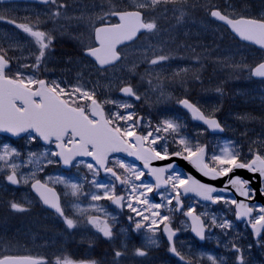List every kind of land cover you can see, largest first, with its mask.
<instances>
[{"label":"rangeland","instance_id":"rangeland-1","mask_svg":"<svg viewBox=\"0 0 264 264\" xmlns=\"http://www.w3.org/2000/svg\"><path fill=\"white\" fill-rule=\"evenodd\" d=\"M173 1H182L191 6L200 4L205 12L208 10V7L213 4L211 0H166L168 3H172ZM162 2H164V0H72L71 6L66 12L64 11L63 14L60 12L55 14L51 10H39L36 9L37 6H28V8H26L24 4L0 5V18H3V20H0V47L17 59L19 62L18 71H20L21 68H25V65L29 63V58L36 59L39 57V53H33L34 50L28 45L31 44L36 48L42 45L40 41L41 34H36L37 31H30L32 23L29 26L27 21L29 18L34 23H39L40 25L47 23L50 27L45 25V30L41 29L47 33V30L55 31L57 29V26H52L54 25L53 20L57 15H61L63 18H76L74 21L69 20V23L62 25L61 29L72 33L89 34L90 32L91 35L93 22L98 18L105 17L108 10L115 8L118 3H122L125 6L145 7L150 9L151 12H153L155 8L158 9L157 16L159 18L163 20L176 19V21L172 23L171 27L165 28V26H163L158 31L154 32L152 36L147 37L146 40H141L128 47V60L109 69L107 72L99 71L92 62L83 63L82 65L85 69L83 68L84 70H80V63L78 65L75 62H71V60H62L56 56L53 57V60H55L56 65H60L61 62H64L61 66H57L58 72H66V76H71L73 78L76 85L81 88L83 98H88L95 92L99 93L107 107L109 117L115 119L125 131L129 132V130L134 127V114L137 110L140 112V109H143L145 111L143 112L145 114L144 127L147 131L148 140L152 144H160V140H162V145L166 149L167 145L164 142L172 140V145L180 147L179 150L185 148V151H191L195 148L199 135L203 132L202 128L196 126L190 117L185 115L186 126L184 135L182 125L183 117L182 112L177 106V99L174 97V93L171 89L169 90L163 85L162 80H169L178 76L180 78L188 77V79H192L193 75L195 76L201 72L204 65L203 61L196 59L197 57H203L209 60L220 59L222 56L221 53H218L220 48L217 41L222 37V30L217 24H213L212 21L207 19L205 14L203 17H196L193 15V12H189L187 8L179 5L176 8H159V6L163 5ZM246 2L252 4L254 11H261L264 13V0H247ZM224 3L225 9H230L229 11L235 10L236 5L239 7V2L237 1L236 4H231L228 0H225ZM104 4H106L107 7H105ZM242 7L245 6L243 5ZM55 22L59 23L60 21ZM46 32H44L45 35H47ZM152 39L155 41L149 42L152 41ZM157 52H160L159 54L164 53L161 56H167L163 59L165 61L157 65L145 66L147 64L144 63L147 59L150 56H155ZM247 52L254 55V58L250 57L248 61L253 59L256 60L255 54L252 51L247 50ZM247 52L244 54H247ZM191 53H195L196 55L191 56ZM187 56H191L193 59L185 62H176L178 60L182 61ZM231 58H234V54L231 55ZM42 60L44 59L42 58ZM47 60L48 59L45 60V63ZM153 60L154 62L157 61L155 59ZM45 70L46 74H49L48 67L45 66ZM135 72H138V74L135 75L136 78H144L142 80L146 82V84H149V82L151 84V81L154 82L152 87H147L138 93L142 96L140 97L143 100L142 102H137V100L134 99H126L117 94V90L123 84H127L129 77ZM156 80L158 81L156 82ZM238 91L241 93L240 99L236 92H231L229 106L225 112L227 118L225 119L220 113L225 121H228L226 122L231 133L237 130L234 123L229 121L231 118L234 120L242 118V120L246 119L248 121H264V110L256 111L252 106L244 105L248 100L253 99L251 90L246 88L243 90L238 89ZM244 91L248 92L249 95H245ZM200 95L197 94L198 97L196 99L202 107L213 113L221 111L219 109L221 98L218 93H208L205 96ZM262 98L264 100V94ZM239 101L242 102V104H239ZM241 107L244 108L240 110ZM158 131H160L161 136L157 134ZM259 135H261V139H263L264 142V130L260 132ZM223 143H225V141ZM2 147L4 149H2V151L0 150V171L8 170L9 168L21 170L25 180H29L39 169V158H37V154L40 157H46H44L45 163H48V157L53 158L54 155L50 149H37V154L28 149V155L25 160L11 161L13 155L8 156L6 152L13 154L12 152L14 150L8 151L9 147L7 145H3ZM118 163L121 164L126 171L127 181L124 187L126 191H129L130 194H138L139 189L135 181L139 179L142 180L141 184L144 188H148V182L143 178L136 166L129 163L125 164L122 161ZM82 165L83 167L80 168L81 170H89L91 168L89 164L82 163ZM47 177L56 181L64 188L67 187L65 193L70 199L67 198L66 207L73 216L76 214L82 218L89 219L95 211L117 216V212L111 211L107 205L101 206L97 203L99 197L108 195L104 191L105 187L103 182L92 180L90 184L94 189L87 193H82L75 181L59 176L56 171L51 173V175L48 173ZM97 188L102 189V192L96 191ZM21 197L26 199L27 196L21 195ZM80 197L88 201L81 203L79 201ZM126 206L129 212H135V210L132 209L134 208L133 202H127ZM203 211L207 214L211 224L217 228L220 226L222 231L219 230L211 235V240H217L213 245L215 248L213 254L198 249H196L197 251L189 249V252L200 264H231L229 263L230 257L233 259L235 254L230 251L232 249L230 240L233 235V230L227 227L231 224L230 221L221 218L219 222L217 210L204 208ZM2 224H0V228L5 229ZM132 226V224H128L121 228V232L119 233L122 235L121 240L124 242H126V239L132 237V233L130 232ZM187 229L188 223L185 222V247L189 248L193 246V238L190 234L188 236ZM89 231V225L82 224L80 234L83 237H88L90 235ZM150 231L152 233H150ZM154 235L155 230L153 229L149 230V233L146 234L147 237L151 238H153ZM189 252L187 251V253ZM57 264H69V262ZM248 264H253V262H249Z\"/></svg>","mask_w":264,"mask_h":264},{"label":"water","instance_id":"water-1","mask_svg":"<svg viewBox=\"0 0 264 264\" xmlns=\"http://www.w3.org/2000/svg\"><path fill=\"white\" fill-rule=\"evenodd\" d=\"M215 16L219 17L218 15ZM225 22L232 25V28L235 29L238 33V29H247L242 24H232L227 19H225ZM242 35L244 36V34ZM97 60L100 62L104 61L105 59L102 57H97ZM10 87L12 86L8 82V80L0 76V128H4L5 131H7V127L14 128L13 130H17V126H31L38 132H44L43 130H46L56 136L65 132L66 130H71L74 138H80L81 144L86 145L88 142H92L97 153L99 154H104L109 150H118L128 154L133 158H137L148 167L152 166L145 162L144 159H142L146 156V152H144L143 150L139 149V153H137L125 147L122 143L116 144V142H114L112 138V134L106 131L105 128H101L100 121L95 124H90L85 120V118H81V116H79L78 114L70 112L69 109L60 106L55 102H51L48 99H45V103L42 107L32 106L29 100L30 97L28 98L24 95L25 99H22L19 94L20 91L18 89H11ZM14 98L22 99V101L25 102L26 108L24 111L18 113L8 111V103L13 101ZM186 105H188L189 108H187L192 113H194V110L190 107L188 102H186ZM104 137L110 140V148H105L106 143H102L98 140H104ZM86 154L87 153L85 151L78 152V156L84 157L86 156ZM184 163L185 170L190 174L191 178L195 182L200 184L202 187L216 186L212 185L213 183L211 184L208 182L210 179H212L209 173H203L202 171H200L199 168L194 164L193 160H185V162H181L183 167ZM164 166H166V164ZM234 171L223 177L225 183L235 176Z\"/></svg>","mask_w":264,"mask_h":264},{"label":"trees","instance_id":"trees-1","mask_svg":"<svg viewBox=\"0 0 264 264\" xmlns=\"http://www.w3.org/2000/svg\"><path fill=\"white\" fill-rule=\"evenodd\" d=\"M62 49V48H61ZM60 51V50H59ZM198 75L197 77H192V79H189V80H182V82H179L178 84L182 85V87H180L179 89L180 90H183L184 89V93L189 95L190 93L194 92L195 90L197 91H201V89L204 87V85L199 82L198 80ZM204 89H207L206 87ZM3 210H0V224H2V226H4L5 228H8L7 227V223H16L14 221H17L19 222V220H23V216H17V218H15L12 214H11V210L10 208L8 207H3L2 208ZM4 214V215H3ZM3 221H2V219ZM23 225L20 224V222L18 223L16 229L13 228L12 231H20L21 230V227ZM6 229H4V232H5Z\"/></svg>","mask_w":264,"mask_h":264},{"label":"bare ground","instance_id":"bare-ground-1","mask_svg":"<svg viewBox=\"0 0 264 264\" xmlns=\"http://www.w3.org/2000/svg\"><path fill=\"white\" fill-rule=\"evenodd\" d=\"M225 49L231 48V43L229 41H225V43H220Z\"/></svg>","mask_w":264,"mask_h":264}]
</instances>
